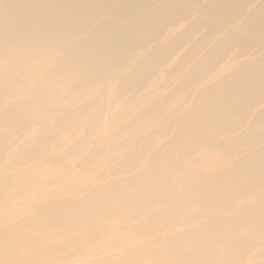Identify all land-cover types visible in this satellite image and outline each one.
Masks as SVG:
<instances>
[{
	"label": "bare ground",
	"instance_id": "6f19581e",
	"mask_svg": "<svg viewBox=\"0 0 264 264\" xmlns=\"http://www.w3.org/2000/svg\"><path fill=\"white\" fill-rule=\"evenodd\" d=\"M252 1L0 0V264H264Z\"/></svg>",
	"mask_w": 264,
	"mask_h": 264
},
{
	"label": "rangeland",
	"instance_id": "374dc122",
	"mask_svg": "<svg viewBox=\"0 0 264 264\" xmlns=\"http://www.w3.org/2000/svg\"><path fill=\"white\" fill-rule=\"evenodd\" d=\"M251 3H248L247 4V8H246V9H249L250 11L254 10L255 8H257V7L261 6L262 4H264V0H255V2H253L252 4Z\"/></svg>",
	"mask_w": 264,
	"mask_h": 264
}]
</instances>
